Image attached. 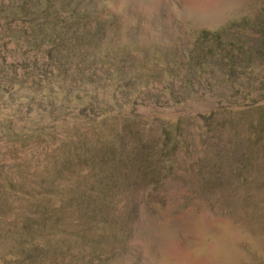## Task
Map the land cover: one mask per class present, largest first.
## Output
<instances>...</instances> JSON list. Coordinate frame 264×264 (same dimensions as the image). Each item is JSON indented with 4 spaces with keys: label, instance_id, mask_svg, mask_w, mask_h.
<instances>
[{
    "label": "rangeland",
    "instance_id": "374dc122",
    "mask_svg": "<svg viewBox=\"0 0 264 264\" xmlns=\"http://www.w3.org/2000/svg\"><path fill=\"white\" fill-rule=\"evenodd\" d=\"M0 264H264V0H0Z\"/></svg>",
    "mask_w": 264,
    "mask_h": 264
}]
</instances>
